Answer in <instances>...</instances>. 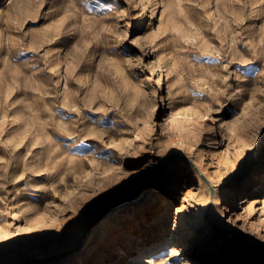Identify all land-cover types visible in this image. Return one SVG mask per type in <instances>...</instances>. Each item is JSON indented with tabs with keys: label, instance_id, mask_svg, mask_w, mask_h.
<instances>
[{
	"label": "rangeland",
	"instance_id": "obj_1",
	"mask_svg": "<svg viewBox=\"0 0 264 264\" xmlns=\"http://www.w3.org/2000/svg\"><path fill=\"white\" fill-rule=\"evenodd\" d=\"M166 239L264 264V0H0V264Z\"/></svg>",
	"mask_w": 264,
	"mask_h": 264
},
{
	"label": "bare ground",
	"instance_id": "obj_2",
	"mask_svg": "<svg viewBox=\"0 0 264 264\" xmlns=\"http://www.w3.org/2000/svg\"><path fill=\"white\" fill-rule=\"evenodd\" d=\"M163 241L165 243L168 242L165 246L167 250V254L164 257H161V255L160 257L157 255H150L153 253L152 250L146 249V251L144 250L139 254L133 255L131 257L132 259L131 264H174L175 261H179L181 262V264H193L192 257L188 259V256H187L188 255L187 251L192 250L193 248L192 246H188L187 244H184L180 242L179 240L166 239ZM159 242L160 241H157V243ZM157 243L153 242V244H157ZM120 245H122V243H118L117 246H113L112 251L123 250V248L119 247ZM207 258H210V259L213 258L214 259L213 261H217L218 256L208 252ZM220 263L221 262L217 261V264H220Z\"/></svg>",
	"mask_w": 264,
	"mask_h": 264
}]
</instances>
